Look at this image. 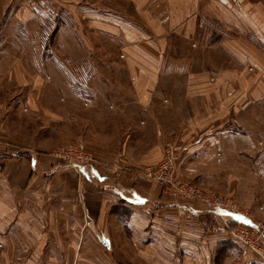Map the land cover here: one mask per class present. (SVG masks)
Listing matches in <instances>:
<instances>
[{
  "label": "crops",
  "instance_id": "obj_1",
  "mask_svg": "<svg viewBox=\"0 0 264 264\" xmlns=\"http://www.w3.org/2000/svg\"><path fill=\"white\" fill-rule=\"evenodd\" d=\"M77 1L84 2L65 12L67 22L71 14L79 26L86 18L90 29L118 40L120 57L108 72H63L62 92L36 72L10 73L0 84V264H264L229 239L227 214L177 202L138 170L157 162L161 139L176 134V175L264 219V88L245 87L231 71L210 83L190 59L165 55L173 35L195 34L203 6L224 16L230 0ZM252 11L261 36L264 7ZM221 45L263 65L259 46ZM233 76L239 83L229 87L223 79ZM57 111L68 137L94 154L78 172L35 148L36 124L21 127Z\"/></svg>",
  "mask_w": 264,
  "mask_h": 264
},
{
  "label": "rangeland",
  "instance_id": "obj_2",
  "mask_svg": "<svg viewBox=\"0 0 264 264\" xmlns=\"http://www.w3.org/2000/svg\"><path fill=\"white\" fill-rule=\"evenodd\" d=\"M83 2L77 0H0V84L6 82L4 81L6 75L10 73L28 75L31 72H36L45 78L47 77L50 85L55 83V87L62 92V88L66 90V87L62 86L61 74L63 72L74 75L83 72H108L107 64L110 60L120 57V51L117 48L118 40L101 36L97 31L90 29L89 21L86 18L80 19V26L78 25L79 21L77 22V16L71 14L70 21L67 22L66 20L65 14L67 13L65 12L77 11L76 6ZM85 2L95 4L93 1ZM244 2L246 4L245 12L240 7V0H230L227 7L230 12H224V16L222 15L225 18L221 16L222 12L216 11L213 15L205 12L203 6V10L198 12L195 34L187 41L173 35L170 41L171 48L166 51L165 55L172 58L190 59V67L197 70L196 72L204 73L207 82L214 83L221 71H231L234 72L232 74L245 77V87L263 89L264 32L262 31L261 36H258L253 30L255 12L252 11V6L257 3L264 7V0H244ZM217 3L220 4V1L218 0ZM261 13L264 14V12ZM221 42L229 44L232 49L236 47L237 51L242 50L238 46L243 48L244 43L261 47L262 49L259 50L261 56H258L257 60L263 65L257 68L248 60L242 62L232 54H227L222 48ZM245 49L246 55L243 54L244 57L249 58L251 56L252 58L253 54L250 55L253 53L252 50ZM232 51L236 52L234 49ZM85 60L90 61L89 65L83 63ZM225 79L223 82H226L229 87H235L239 83L238 78H234V76ZM55 87L51 86L50 88ZM4 94L0 91V103ZM63 99V96L58 94L60 104L64 103ZM41 101V107L45 110L48 104H46L45 98ZM59 111L51 114L39 113L37 120L23 121L21 127L25 131L29 130L30 125L36 124L38 133L31 138L36 142L35 148L44 151L46 155L55 160L58 159L50 155L54 149L69 142H80L85 153L89 156L90 162H93L94 154L84 143L68 137L70 130L63 125ZM167 140L175 142L179 150L177 159L179 158L178 137L176 134H169L161 139V152L158 161L162 156L164 142ZM157 162L138 167L141 176L144 177L142 171L145 167L154 166ZM175 162L173 175L176 179L191 184L202 193L211 194L223 201L230 202L237 209L248 214L255 222L264 223V219L255 217L247 207L234 197L207 189L195 184L188 178L176 175ZM157 183L162 189L161 184ZM192 203L204 208L200 199ZM223 222L228 225L226 232L229 239L238 248L264 260L262 232L251 230L248 227H240L236 223H229V225L228 222L224 220ZM238 237L250 241L244 243ZM255 247H260L261 254L255 251Z\"/></svg>",
  "mask_w": 264,
  "mask_h": 264
},
{
  "label": "built area",
  "instance_id": "obj_3",
  "mask_svg": "<svg viewBox=\"0 0 264 264\" xmlns=\"http://www.w3.org/2000/svg\"><path fill=\"white\" fill-rule=\"evenodd\" d=\"M178 154L179 150L175 142L167 140L164 142L160 160L154 166L145 167L142 171V175L150 180L159 182L162 186V191L173 200L180 203L193 204L192 202L200 199L202 206L207 211L219 216L227 214L229 219L240 227H248L251 230L262 232V237L264 238V223L255 222L248 214L237 209L234 204L223 201L221 198L211 194L202 193L191 184L176 179L173 175V169ZM50 155L57 158L61 164L71 168L75 172H78L81 166H86L91 163L89 156L85 153L83 145L80 142L63 144L54 149ZM239 239L244 243L250 241L249 239L246 241L241 237ZM255 251L259 254L262 252L260 247L256 248Z\"/></svg>",
  "mask_w": 264,
  "mask_h": 264
}]
</instances>
